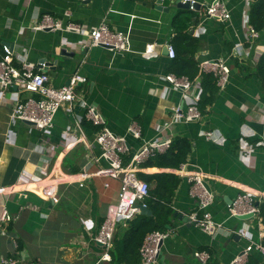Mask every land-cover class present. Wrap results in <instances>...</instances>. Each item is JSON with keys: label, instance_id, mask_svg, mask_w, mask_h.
<instances>
[{"label": "crops", "instance_id": "1", "mask_svg": "<svg viewBox=\"0 0 264 264\" xmlns=\"http://www.w3.org/2000/svg\"><path fill=\"white\" fill-rule=\"evenodd\" d=\"M159 1L171 8L169 13L159 9ZM172 1L0 0V46L13 50L15 66L29 61L40 69L42 59L58 61L45 71L56 89L67 86L77 72L86 78L76 88L72 109L60 110L53 128L44 131L11 120L17 101L34 95L0 90V215L7 209L14 217L6 226L9 234L0 231V264L2 258H18V264H131L140 258L141 264L140 245L146 236L136 231L150 221L159 225L157 231L170 234L157 264H203L194 255L197 251L209 253L205 264H234L250 243L264 244V90L252 75L264 54V33H249L251 7L260 0L249 5L247 0H223L231 14L227 21L206 15L214 0H191L198 9H190L189 55L199 65L224 59L231 67L229 83L219 89L201 120L177 123L166 131L173 140L190 142L186 163L179 168L141 166L140 174L160 176L150 187L166 197L152 200L160 204L157 209L145 202L150 216L139 210L132 221L118 226L114 248L119 262L101 260L103 249L95 238L118 202L120 183L95 175L107 163L95 161L102 153L95 141L99 127L86 120V109L96 107L109 129L127 138L130 151L124 159L129 163L143 144L160 135L157 126L170 122L174 109L186 111L192 104V95L166 80L175 75L169 46L180 37L174 25L179 9L172 8ZM44 15L87 29L105 22L127 36L129 49L115 54L91 46L86 34L38 31L35 26ZM133 122L142 128L140 140L128 135ZM208 132L214 134L211 140L205 138ZM189 173L202 175L215 194L210 212L223 225L215 236L189 223L199 206L191 195ZM51 184L60 198L56 204L42 192ZM243 193L254 198L259 216L231 217L229 207ZM129 232L135 233L130 242ZM246 264H264V258L255 251Z\"/></svg>", "mask_w": 264, "mask_h": 264}, {"label": "built area", "instance_id": "2", "mask_svg": "<svg viewBox=\"0 0 264 264\" xmlns=\"http://www.w3.org/2000/svg\"><path fill=\"white\" fill-rule=\"evenodd\" d=\"M251 1L247 0L248 5ZM193 4L192 1L191 5ZM206 15L218 21H227L231 17L223 0H214L207 7ZM35 29L86 34L91 46L105 47L115 54L125 53L129 49L127 36L123 32L112 31L105 22L87 29L73 22L64 25L59 19L51 15H44ZM249 33L251 37L258 36V32L252 26H250ZM152 49L153 47L149 46L148 51H152ZM13 54V50L8 45L0 46V90L5 92L16 88L23 94L29 93L35 97L30 96L27 99L18 100L12 108L11 120L33 123L34 127L41 131L52 129L57 113L63 108L72 109L77 98L76 88L79 83L86 82V78L77 72L72 76L67 86L56 89L50 85L49 75L42 69H38L36 64L25 61L19 67L15 66ZM169 56L171 59L176 56L173 46H169ZM200 71L212 74L216 78L219 89L225 88L229 83L231 67L224 59L206 60L200 64ZM166 80L174 89L182 91L187 96L192 95L193 102L186 111L182 108L174 109L171 121L157 126L160 135L154 141L143 144L127 164L124 163V158L130 151L127 138L112 132L107 126L106 119L96 107L87 106L86 120L99 127L95 141L102 153L95 161L99 163L103 160L107 163V166H101L95 175L110 177L120 183L118 202L110 207L95 238L103 249L101 257L103 261L111 260V250L118 226L130 222L136 217L140 210L137 205L146 206L145 200L149 197L150 185L139 177L142 164L155 155L163 154L170 149L173 138L167 135L168 129L177 123L196 122L203 117L198 107L203 92L200 82H193L188 77H178L174 74L168 75ZM73 131H68V133ZM128 135L137 140L142 139L141 126L137 122H133L128 128ZM213 135L212 132H208L205 138L211 140ZM180 172L185 173V166L180 168ZM189 174L191 175H187V177L191 184V195L199 203L198 211L190 215L189 223L196 225L207 235L215 236L223 227L221 223L214 221L210 212L216 199L215 194L207 188L202 175ZM42 192L46 199L55 204L59 202L60 198L54 184L44 188ZM229 209L231 217L259 216L260 214L259 206L256 205L254 198L249 193L238 195ZM13 221L14 217L10 212L3 209L0 215V231L3 235L9 234L6 226ZM169 236L168 232L162 231L149 233L140 247L141 264H157L161 247ZM255 251L264 258V244L252 242L236 257L234 264H246L251 253ZM194 255L203 264L210 259L207 252L197 251ZM19 261L18 258H2L1 264H18Z\"/></svg>", "mask_w": 264, "mask_h": 264}, {"label": "trees", "instance_id": "3", "mask_svg": "<svg viewBox=\"0 0 264 264\" xmlns=\"http://www.w3.org/2000/svg\"><path fill=\"white\" fill-rule=\"evenodd\" d=\"M190 14V10L179 9L174 18L176 32L177 35H179L180 37L176 39V42L179 41L178 47L176 42H174L173 45L175 51L176 48H178V53L176 51V56L173 60V71L178 77L186 76L193 82H195L196 80L200 82L203 92L198 107L203 115V113H205L206 107L208 105H211L215 101L219 92V87L217 86L216 78L212 74L201 73L200 65L194 58V55H189L190 42L192 41V38L188 36V20L191 19ZM249 23L256 31H258L259 33H264V0H260L259 3L254 6L252 5ZM183 43L185 44L184 47ZM252 75H255L259 79L261 86L264 90V54L260 57L255 70L252 72ZM190 152L191 144L188 140L175 138L168 151L163 154L155 155L154 157L150 158L148 161L143 163L142 166H162L167 168H179L183 163H186ZM124 163L127 164L128 162L124 160ZM139 177L150 185V182L153 178L160 176H148L139 173ZM170 178H173V176ZM151 191L156 196H152L151 194H149V197L145 200V202H147V205H150L151 208L156 206L154 207V209H157V206H159L160 204L151 203L152 200H158L157 197L159 196L165 198L166 193L159 194V188L153 191L150 187V192ZM138 227L139 229L136 232H141L143 236H147L149 233L160 229L159 225L154 223L153 221L141 223V225H139ZM126 238L129 242L133 241V239L135 238V233L129 232ZM114 246L115 239L113 248L111 250V259L112 261L119 262L121 258L119 257V255H117ZM139 259L140 258H137L136 260L135 258V260L131 264H138Z\"/></svg>", "mask_w": 264, "mask_h": 264}, {"label": "water", "instance_id": "4", "mask_svg": "<svg viewBox=\"0 0 264 264\" xmlns=\"http://www.w3.org/2000/svg\"><path fill=\"white\" fill-rule=\"evenodd\" d=\"M191 0H186V1H183V0H174L172 1L171 5H172V8H176V9H185V10H190L191 9V6L193 8V10H196L198 9V5H196V3H194L193 5H191ZM159 4V9L162 11L164 10L165 12L169 13L171 8H164L162 6V2L159 1L158 2ZM63 55H66L67 53L66 52H62ZM70 56H73L72 54ZM58 64V61H54V63H51V62H47L46 59H42L39 63V68L42 69L43 71H46L50 68H54L52 66H57ZM27 124L29 125H33V123H30V122H26ZM207 186V185H206ZM207 188H209L207 186ZM210 190V189H209ZM137 207L140 209V213L142 215H145V216H150L151 215V212L150 210L148 209L147 206L143 205V204H139L137 205ZM250 217H253L252 215H247V216H242V217H239L241 219H248ZM186 220V219H185Z\"/></svg>", "mask_w": 264, "mask_h": 264}]
</instances>
